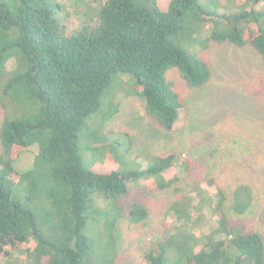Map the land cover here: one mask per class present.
<instances>
[{
    "label": "trees",
    "instance_id": "1",
    "mask_svg": "<svg viewBox=\"0 0 264 264\" xmlns=\"http://www.w3.org/2000/svg\"><path fill=\"white\" fill-rule=\"evenodd\" d=\"M83 17L85 24L73 29L57 0H0L1 259L11 256L8 247L30 245L28 264H100L102 248L90 236L91 224L100 226L97 210L105 199L128 195L129 182L143 176L95 173L80 154L81 133L116 74L134 77L146 113L172 131L184 106L172 71L189 89L205 87L212 70L202 52L223 43L251 45L264 65V0H171L167 10L158 0H102ZM32 149L33 165L18 170L16 163ZM176 162L169 154L150 165L144 174L156 177L152 189H173L179 179L168 173ZM212 185L196 187L205 192L199 201L184 193L173 202L181 224L152 241L141 264H169L170 235L200 223L203 210L217 219L202 231L203 244L187 264H264L263 236L231 221L247 213L252 190L240 186L228 194ZM102 218L104 234L114 231L117 223ZM127 218L144 223L150 209L135 204Z\"/></svg>",
    "mask_w": 264,
    "mask_h": 264
},
{
    "label": "rangeland",
    "instance_id": "2",
    "mask_svg": "<svg viewBox=\"0 0 264 264\" xmlns=\"http://www.w3.org/2000/svg\"><path fill=\"white\" fill-rule=\"evenodd\" d=\"M57 1L63 6L64 19L75 29L85 24L83 16L92 13L93 5L102 0ZM170 1L158 0L160 8L167 10ZM202 56L212 70L211 81L205 87L189 89L175 71L169 74L184 105L172 131L164 130L146 113L135 86L136 80L122 73L115 75L112 86L102 97L101 110L87 120L80 137V154L87 170L99 174L117 171L143 175L129 182L128 195L105 199L102 208L98 205L100 211L95 207L100 213L96 218L100 226L91 224L90 236L96 238L102 248L100 264H141L152 241L167 236L175 225L181 224L177 223L171 210L173 202L184 193H190L199 201L205 192L196 187L207 188L210 181L213 187L224 189L228 194L240 186L252 190L254 201L247 213L234 216L231 221L246 230L259 232L264 238L262 58L251 45L237 47L231 43L211 44ZM14 65L11 60L8 69L12 70ZM1 81L7 83L4 78ZM3 117L4 109L0 103V123ZM89 133L99 139L105 137L107 143L87 139ZM169 154H175L177 162L168 177L179 180L173 189H152L151 182L156 177L144 173L158 158ZM35 155L34 149L27 151L16 163V168L29 169ZM135 204L150 209V218L146 222L134 224L128 220V213ZM202 213L200 223L192 229L182 227L170 235L174 239L169 248V264H187V257L196 247L202 246L203 240L199 236L208 232L217 219L204 210ZM101 216L107 224L117 223L114 231L104 234ZM197 240L196 246L194 241ZM29 249L30 245L15 251L6 248L11 256L0 258V264L5 261L28 264Z\"/></svg>",
    "mask_w": 264,
    "mask_h": 264
}]
</instances>
